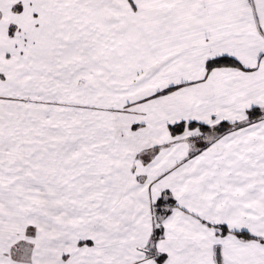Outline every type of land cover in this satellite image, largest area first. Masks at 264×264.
I'll return each instance as SVG.
<instances>
[{"label": "snow or ice", "instance_id": "snow-or-ice-1", "mask_svg": "<svg viewBox=\"0 0 264 264\" xmlns=\"http://www.w3.org/2000/svg\"><path fill=\"white\" fill-rule=\"evenodd\" d=\"M0 264H264V0H0Z\"/></svg>", "mask_w": 264, "mask_h": 264}]
</instances>
